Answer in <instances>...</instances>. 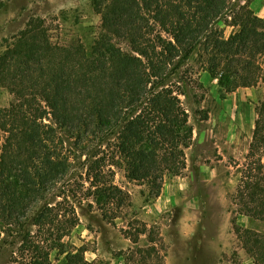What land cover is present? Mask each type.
I'll list each match as a JSON object with an SVG mask.
<instances>
[{
    "label": "trees",
    "instance_id": "trees-1",
    "mask_svg": "<svg viewBox=\"0 0 264 264\" xmlns=\"http://www.w3.org/2000/svg\"><path fill=\"white\" fill-rule=\"evenodd\" d=\"M236 2L93 0L101 30L90 52L53 43L39 20L12 38L0 55V86L13 97L0 108V264H52L53 253L87 264L85 248L65 241L79 225L77 207L91 198L87 206L113 222L112 210L125 204L95 153L77 151L89 184L73 183L78 168L64 133L77 146L88 136L112 143L127 178L148 182L156 197L166 174L186 168L189 112L197 113L184 67L191 60L217 80L221 96L263 85L234 205L264 222V19ZM224 18L236 28L227 38ZM233 225L253 264H264V235ZM156 254L154 246L129 250L121 264H161Z\"/></svg>",
    "mask_w": 264,
    "mask_h": 264
},
{
    "label": "rangeland",
    "instance_id": "rangeland-1",
    "mask_svg": "<svg viewBox=\"0 0 264 264\" xmlns=\"http://www.w3.org/2000/svg\"><path fill=\"white\" fill-rule=\"evenodd\" d=\"M245 2L256 16L257 4L264 6V0H237L236 4ZM30 20L41 21L53 43H80L87 52L101 30V16L93 0H0V55ZM220 29L224 38L236 30L229 18L220 22ZM117 45L129 51L125 42L117 41ZM184 67L192 81L187 80V91L197 111L194 115L189 112L193 137L185 150L186 168L178 176H164L158 197L148 182L127 178L112 143L99 144L98 138L88 136L77 146L74 138L63 135L64 146L74 159L82 150L103 159V170L111 172L109 179L126 197L121 209L112 210L117 217L113 222L104 219L94 205L87 206L91 198L77 207L79 225L65 241L85 248L87 264H121V255L129 250L152 246L161 264H253L233 223L264 235V222L239 215L234 197L245 168L263 85L238 88L221 96L217 80L211 79L200 63L191 60ZM12 99L8 90L0 86V108L7 107ZM180 100L188 108L183 96ZM260 155L264 168V151ZM78 157L73 161L78 168L73 183L83 184L86 190L89 183L85 182L86 167L82 166L85 156ZM201 167L207 173L206 179ZM142 229L145 234L138 232ZM51 261L66 264L64 256L55 253Z\"/></svg>",
    "mask_w": 264,
    "mask_h": 264
},
{
    "label": "crops",
    "instance_id": "crops-1",
    "mask_svg": "<svg viewBox=\"0 0 264 264\" xmlns=\"http://www.w3.org/2000/svg\"><path fill=\"white\" fill-rule=\"evenodd\" d=\"M262 1V0H260ZM261 7H263V10L261 9ZM257 11H256V14L259 18H263V14H264V6H258L257 4V7H256ZM201 174L203 175V178L206 179L207 177V173L205 172V170L203 169V167H201Z\"/></svg>",
    "mask_w": 264,
    "mask_h": 264
}]
</instances>
